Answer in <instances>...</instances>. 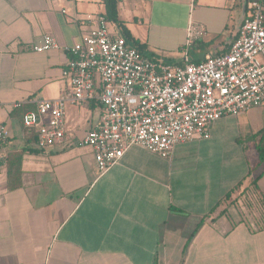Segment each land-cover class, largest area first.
<instances>
[{
    "label": "crops",
    "instance_id": "0c3cea01",
    "mask_svg": "<svg viewBox=\"0 0 264 264\" xmlns=\"http://www.w3.org/2000/svg\"><path fill=\"white\" fill-rule=\"evenodd\" d=\"M104 12L102 0H0V264H264V174L250 185L246 159L226 165L230 175L223 164L211 172L186 152L196 139L166 158L132 146L100 172L80 144L96 101L65 108L53 147L37 148L22 125L35 101L63 94L66 48ZM245 13L246 0H117L143 55L172 64L226 52ZM45 34L58 47L35 52Z\"/></svg>",
    "mask_w": 264,
    "mask_h": 264
},
{
    "label": "built area",
    "instance_id": "2783aa9c",
    "mask_svg": "<svg viewBox=\"0 0 264 264\" xmlns=\"http://www.w3.org/2000/svg\"><path fill=\"white\" fill-rule=\"evenodd\" d=\"M86 23L87 32L66 48L61 74L68 86L63 94L39 99L22 114V125L36 133L37 148L63 142L68 105L100 104L98 120L80 141L92 149L100 172L132 146L166 158L178 143L209 138L219 118L264 105V0L246 1V13L226 52L196 63L148 59L113 34L103 14L87 16ZM57 47L56 39L45 34L33 49L40 53ZM6 138V127L0 124V146Z\"/></svg>",
    "mask_w": 264,
    "mask_h": 264
},
{
    "label": "rangeland",
    "instance_id": "374dc122",
    "mask_svg": "<svg viewBox=\"0 0 264 264\" xmlns=\"http://www.w3.org/2000/svg\"><path fill=\"white\" fill-rule=\"evenodd\" d=\"M112 26L109 23L111 29ZM263 126L264 105L250 107L237 115L223 116L210 130L209 138L188 144L186 152L192 159L206 162L211 172L219 171L211 168L214 165L226 167L231 161L246 159L252 163L255 157L254 134ZM228 167L223 172L230 175L232 171Z\"/></svg>",
    "mask_w": 264,
    "mask_h": 264
},
{
    "label": "trees",
    "instance_id": "16d2710c",
    "mask_svg": "<svg viewBox=\"0 0 264 264\" xmlns=\"http://www.w3.org/2000/svg\"><path fill=\"white\" fill-rule=\"evenodd\" d=\"M102 2L105 7V12L103 13V15L105 16L106 20L110 24H113V26L116 29H118L119 35L125 39L127 44L132 43V45L135 46L137 49L142 50L143 45H140L133 40L128 30L124 27L123 23L119 20L118 15H117V0H102ZM34 135H35V141H36V133ZM254 138H255V141H254L255 157L252 162V166L249 168V171L247 172L245 176V178H250V182H249L250 185H255L258 179L264 174V126L254 134ZM239 186H240V183L239 185H237L236 188L238 189ZM245 189L246 188L244 187L242 189V192ZM234 190H235V187L232 188L230 191H228L223 196V199L225 201L229 200ZM261 197H262V200L264 201V192L261 194ZM195 232L196 231L192 233L190 238H192Z\"/></svg>",
    "mask_w": 264,
    "mask_h": 264
}]
</instances>
